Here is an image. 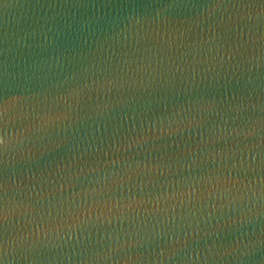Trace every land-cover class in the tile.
Instances as JSON below:
<instances>
[{"label":"water","instance_id":"1","mask_svg":"<svg viewBox=\"0 0 264 264\" xmlns=\"http://www.w3.org/2000/svg\"><path fill=\"white\" fill-rule=\"evenodd\" d=\"M0 264H264V0H0Z\"/></svg>","mask_w":264,"mask_h":264}]
</instances>
